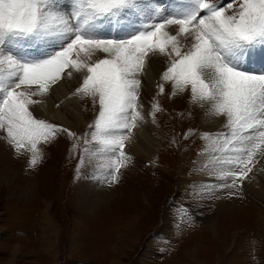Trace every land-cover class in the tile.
<instances>
[{
    "label": "rangeland",
    "instance_id": "obj_1",
    "mask_svg": "<svg viewBox=\"0 0 264 264\" xmlns=\"http://www.w3.org/2000/svg\"><path fill=\"white\" fill-rule=\"evenodd\" d=\"M217 2L233 3L229 14L238 7ZM110 30L101 34L121 35ZM168 64L151 55L140 76L144 119L132 130L135 147L125 143L131 159L116 184L98 179L97 161L82 150L99 110L75 95L82 73L52 85L46 101L34 98L42 100L36 118L75 133L41 145L35 168L30 154L17 156L0 133V264H264V156L249 174L262 184L255 192L246 182L238 190L215 187L208 171L218 153L201 137L226 132L225 119L193 103L190 90L173 95L162 80ZM261 66L245 65L254 72Z\"/></svg>",
    "mask_w": 264,
    "mask_h": 264
},
{
    "label": "snow or ice",
    "instance_id": "obj_2",
    "mask_svg": "<svg viewBox=\"0 0 264 264\" xmlns=\"http://www.w3.org/2000/svg\"><path fill=\"white\" fill-rule=\"evenodd\" d=\"M69 2L71 11L64 12L57 0H0V133L17 156L29 153L35 168L41 145L62 132L75 137L30 108L65 75L82 73L75 95L99 105L82 150L97 161L98 179L118 183L131 159L125 143L144 119L140 76L149 57L160 55L169 60L162 80L171 83L173 95L190 90L193 103L225 119L226 132L201 138L218 153L212 161L219 186L238 190L264 156V69L245 67L250 54L264 49V0H234L231 14L233 3L224 7L217 0ZM108 24L122 35L103 36ZM26 40L57 47L44 58H29Z\"/></svg>",
    "mask_w": 264,
    "mask_h": 264
},
{
    "label": "bare ground",
    "instance_id": "obj_3",
    "mask_svg": "<svg viewBox=\"0 0 264 264\" xmlns=\"http://www.w3.org/2000/svg\"><path fill=\"white\" fill-rule=\"evenodd\" d=\"M159 2L161 4H163L165 2V0H159ZM57 4L58 6L64 11V12H69L71 11V4L69 2V0H57ZM173 27V26H172ZM170 27L169 28V31H173L174 29ZM105 29L109 30L111 28L110 31H112L111 33H113V29H112V25L111 24H108L106 27H104ZM173 29V30H172ZM109 31V32H110ZM103 33V32H102ZM122 35V34H121ZM25 45H27V47L25 48L24 52H23V55L29 57V58H34V59H41V58H44L46 55H49L51 54L52 50L55 49L57 47L56 44H51V43H42V42H36V43H33L32 41L30 40H26L24 41ZM261 50L260 49L259 51H256L252 54H250L248 60H251L250 62H260V64L263 66L264 65V56L261 54ZM263 52H264V49H263ZM259 64V63H257ZM261 66V67H262ZM264 68V67H262ZM34 98H44V100L46 101V97H34ZM42 101V100H41ZM48 101V100H47ZM52 104L49 103L48 105V112L49 113H56V111H54V109L52 108ZM32 111L36 112V113H39V114H42L41 111L36 107V105H33L31 106L30 108ZM56 115V114H54ZM56 117V116H55ZM203 121L207 124L209 122V120L211 119V116L207 113H204V117L202 118ZM210 124V123H209ZM133 136V135H132ZM132 138H130L127 142H126V145L127 146H131V147H135L133 146V142H132ZM210 171H208V178L213 181V184H218L217 186L215 187H220L219 185L222 183L221 181H218L215 177V171L216 169L213 167V164L211 165L210 167ZM230 182V181H228ZM244 182H246L247 185H249V187L251 186L252 189L254 190L255 192V189L256 187L254 188L253 186L256 185L257 183L256 180L254 178H252L250 175H249V178H247ZM89 188H93V186L91 187V185L87 184ZM259 185V187H262V184H257ZM256 185V186H257ZM262 189V188H261ZM94 190V188H93ZM258 190V189H257ZM87 191V190H86ZM84 192V191H83ZM85 194V192H84ZM88 196V195H87ZM88 198V197H87ZM90 198V197H89ZM90 200V199H88ZM88 200H87V204H86V201H85V195L82 197L81 201H83V204L85 205H88ZM80 202V201H79Z\"/></svg>",
    "mask_w": 264,
    "mask_h": 264
}]
</instances>
